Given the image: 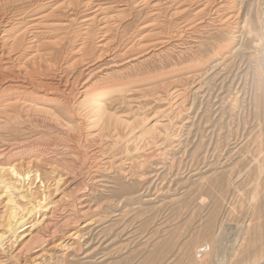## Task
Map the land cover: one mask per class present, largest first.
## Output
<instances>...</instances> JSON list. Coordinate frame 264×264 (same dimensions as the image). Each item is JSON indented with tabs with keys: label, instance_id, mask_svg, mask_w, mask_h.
I'll use <instances>...</instances> for the list:
<instances>
[{
	"label": "rangeland",
	"instance_id": "1",
	"mask_svg": "<svg viewBox=\"0 0 264 264\" xmlns=\"http://www.w3.org/2000/svg\"><path fill=\"white\" fill-rule=\"evenodd\" d=\"M263 3L264 0H239V18L243 19L247 13L253 15L259 9L263 19ZM210 16L206 18L208 23ZM211 29L203 28L199 34L186 37L176 36L168 45L142 53L144 57L137 54L122 60L110 59L108 54L87 66L94 68L109 60L113 62L99 67L97 72L115 67L135 74V88L107 100L110 112L125 123L109 133L102 135L97 128L89 130L88 120L82 115L65 118L75 126L71 130L58 122L67 134H59L45 116L40 118L37 127L23 123L10 130H0L6 143L22 145L39 138L57 143L59 155L68 156L65 144L74 145L76 158L67 166L82 180L79 191L85 193V199L81 206H85L84 211L90 207L83 215L76 213L79 219L76 215L78 220L72 221L75 229L68 232V228H62L59 240L34 252L15 258L17 243L12 245L15 239L9 242L6 239L0 249V264H63V261L67 264H192L191 258L195 255L203 258L208 248L215 254L211 261L231 264L253 223V206L262 201L259 185L257 197L252 199L249 195L255 185L252 174L258 161L251 157L248 143L260 129L256 121L258 91L254 83L264 43L243 34L236 39V52L219 63L199 72L187 69L186 63L180 64ZM159 50L163 52L158 54ZM132 61L136 63L133 68ZM85 75L80 77L81 82L86 79H83ZM124 75L126 79L127 74ZM76 93L71 96L73 102L77 99ZM130 124L137 129L132 131ZM25 167L39 170L43 177L45 185L36 181L32 186L39 199L57 189L55 179L67 170L49 160L27 163ZM263 176L264 173L259 182L264 180ZM68 199L58 215L73 212V206L69 205L71 198ZM5 203V193H0V236L10 235ZM23 203L24 209L30 206ZM214 209L217 210L214 238L208 241L210 245L203 246L207 249L201 253L196 248L198 242L205 241L200 231ZM88 220L90 224L83 227ZM72 231L77 234L68 237ZM58 241L68 245L64 249L55 247ZM261 243L264 245V239Z\"/></svg>",
	"mask_w": 264,
	"mask_h": 264
},
{
	"label": "bare ground",
	"instance_id": "2",
	"mask_svg": "<svg viewBox=\"0 0 264 264\" xmlns=\"http://www.w3.org/2000/svg\"><path fill=\"white\" fill-rule=\"evenodd\" d=\"M238 2L239 0H222L219 3H214L213 0H0V130H10L23 123L37 127L40 118L45 116V119L54 124L53 128L58 129L59 134H67L68 131L63 127L71 130L75 126L65 121V118L73 119L75 115H82L88 120L86 126L89 130L97 128L102 135L109 133L118 128L119 124L125 123L110 112L107 100L135 88V74L125 73L115 67L106 72H97L99 67L113 62L109 60L94 68L87 66L108 54L110 59H132L137 54L144 57L145 54L142 53L168 45L176 36L186 37L203 28L212 27L210 33L207 30L208 35L180 63H186L189 70L202 71L208 65L235 53L238 36L248 34L255 41L264 43V18L262 19L260 10H256L253 15L247 13L240 19ZM208 16L211 17L208 18L210 23L206 21ZM238 32H241L240 35H236ZM159 51L158 54L163 52ZM135 61H132L131 68L136 65ZM124 74H127L126 79ZM256 74L254 86L256 84L258 94L255 97V110L260 129L249 139L248 151L251 149V157L258 161V165L253 169L255 185L249 195L255 199L259 185L261 192L258 193L262 194V201L253 206V223L245 232L243 244H240L241 248L231 264H264V245L261 243L264 239V180L259 182L264 173V48L257 63ZM82 75H85L83 79L86 78L83 82L80 81ZM75 93L78 96L73 102L70 99ZM130 126L132 131L137 129L135 125ZM14 143H6L0 134V193H5V207L8 208L5 211L6 226L10 232L9 236L4 233L0 236V249H3L6 239L8 242L15 239L11 244L17 243L16 253L13 255L16 258L36 248H43L55 239L59 240L57 237L62 228H68V232L75 229L72 221L78 220V215H83L90 207L87 206L89 208L84 211L85 206H81L85 199V193L79 191L82 180L67 166L76 158L74 145L65 144L69 153L65 156L59 155L60 148L52 141H41L39 138L22 145ZM87 149L85 148V152ZM41 160H49L67 170L58 174L55 179L57 189L39 199L32 186L36 181L45 185L43 177L39 170H26L25 165ZM225 183L223 180V184ZM63 186L65 187L62 188ZM66 197L71 198L69 205L73 206V212L58 215L60 207L64 206L66 199L69 200ZM23 202L30 204L26 210ZM216 214V209L211 211L210 218L201 228L202 240L205 241L196 245L200 252L205 251L207 248L203 246L210 245L208 241L214 238ZM88 224L90 221L83 224V227ZM27 229V233L24 232ZM75 234L77 231H72L68 237ZM67 245L65 241H58L55 247L64 249ZM52 247L54 248L53 245ZM212 255L215 256L208 248L203 258L198 259L195 255L191 258V263L220 264L214 263L217 261L215 258V261H211ZM219 259L221 257L218 261Z\"/></svg>",
	"mask_w": 264,
	"mask_h": 264
}]
</instances>
